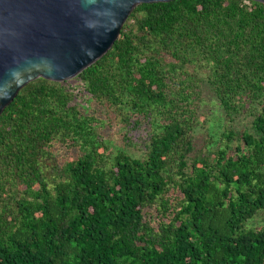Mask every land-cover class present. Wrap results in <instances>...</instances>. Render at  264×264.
Masks as SVG:
<instances>
[{
    "label": "trees",
    "instance_id": "1",
    "mask_svg": "<svg viewBox=\"0 0 264 264\" xmlns=\"http://www.w3.org/2000/svg\"><path fill=\"white\" fill-rule=\"evenodd\" d=\"M0 264H264V4L140 5L76 78L21 89Z\"/></svg>",
    "mask_w": 264,
    "mask_h": 264
},
{
    "label": "water",
    "instance_id": "2",
    "mask_svg": "<svg viewBox=\"0 0 264 264\" xmlns=\"http://www.w3.org/2000/svg\"><path fill=\"white\" fill-rule=\"evenodd\" d=\"M172 1L0 0V116L29 83L67 82L99 61L135 8Z\"/></svg>",
    "mask_w": 264,
    "mask_h": 264
},
{
    "label": "rangeland",
    "instance_id": "3",
    "mask_svg": "<svg viewBox=\"0 0 264 264\" xmlns=\"http://www.w3.org/2000/svg\"><path fill=\"white\" fill-rule=\"evenodd\" d=\"M207 100V99H206Z\"/></svg>",
    "mask_w": 264,
    "mask_h": 264
}]
</instances>
